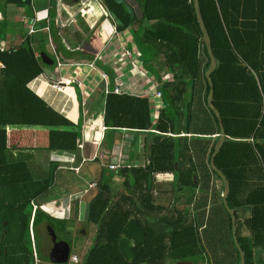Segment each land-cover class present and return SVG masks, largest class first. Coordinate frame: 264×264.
Masks as SVG:
<instances>
[{"label": "trees", "instance_id": "obj_1", "mask_svg": "<svg viewBox=\"0 0 264 264\" xmlns=\"http://www.w3.org/2000/svg\"><path fill=\"white\" fill-rule=\"evenodd\" d=\"M134 2L139 14L124 0H105V8L118 34L136 28L134 40L142 58L149 56L144 62L147 70L154 72L159 82L160 72L172 77V82L162 84L164 107L155 123L151 98L115 94L106 97L107 128L154 130L160 134H153L146 167L120 170L118 175L125 178L121 190L114 192L109 181L112 173L106 172L100 178L87 220L98 226V233L84 264L200 260L206 264H240L231 217L221 197L224 187L209 168L220 130L207 105L210 87L205 74L210 59L193 0ZM199 4L218 64L211 75L213 105L221 114L226 133L215 164L230 184L227 201L237 218V236L245 264H264V0H199ZM30 5L31 0H0V13L10 6L31 10ZM53 23L51 37L60 61L95 60V53L84 54L76 50L79 46L75 49L77 55L71 56L72 52L58 43ZM34 43L30 37L18 48L0 47V264H35L30 235L32 203L37 204V200L50 193L57 168L44 178H35L25 161L12 158L10 131L48 130L51 152H75L82 140L79 125L29 88L46 66L36 55ZM40 43L41 52L47 53L41 36ZM50 58L57 65L56 58ZM97 66L109 76V85L114 86L113 70L98 60ZM182 132L206 137V145L213 136L216 140L207 154L199 146L201 142L189 149L185 139L167 136H179ZM167 173L174 174L176 179L172 194L185 205L194 203L195 216L183 209L174 211L155 199L154 177ZM214 178L220 188L211 185ZM130 219H135L145 232L144 243L134 247L136 258L131 263L118 249L121 232ZM42 222L56 227L59 233L66 225L65 220L39 209L34 228ZM150 222H158L165 232L156 235L149 228ZM201 228L204 229L200 231ZM38 257L44 259L40 253Z\"/></svg>", "mask_w": 264, "mask_h": 264}, {"label": "crops", "instance_id": "obj_2", "mask_svg": "<svg viewBox=\"0 0 264 264\" xmlns=\"http://www.w3.org/2000/svg\"><path fill=\"white\" fill-rule=\"evenodd\" d=\"M91 2L97 3L98 8L95 9ZM83 3L85 5H82ZM30 9L10 6L0 13L2 50L18 48L31 37L35 40L37 56L46 54L49 58L55 57L56 46L50 31L54 22L53 26L58 32V43L72 52L71 56L77 55L75 49L79 46L76 50H81L84 54L93 52L96 57L93 61L73 59L62 62L57 55L55 57L57 65H51L53 68L46 65L43 74L29 85V88L50 107L74 125L80 126L82 140L78 149L69 153L51 152L48 150V130H11V155L13 159L20 158L25 161L34 177L38 179L46 177L51 169L57 167L54 187L49 194L65 192V195L41 206L36 204L37 210L41 209L42 212L56 218L61 217L66 222L70 218L78 220L89 229L88 225H93L87 223L89 205L98 193V183L102 175L106 172L112 173L113 177L109 181L112 182L114 192L121 190L125 178L118 175L120 170L146 167L150 160L153 136L160 134L154 130L107 128L104 123L106 97L115 94L151 98L155 123L164 107L162 84L170 83L172 77L160 72L162 81L159 82L154 72L147 70V66L141 61L142 53L134 40L136 28L118 34L111 15L99 0H31ZM40 36L45 40L47 53L41 52ZM126 50H136L140 57L132 60L126 56ZM97 60L113 70L114 86L109 85V76L97 66ZM101 74L106 75V80L102 79ZM168 80L170 82H167ZM116 89L119 93L115 92ZM157 92L161 93V99H157ZM167 136L185 139L189 149L196 142H201L199 146H203L207 154L211 144L216 140V136H213L206 145V137L184 132L179 136L172 134ZM206 161L207 156L205 163ZM111 164L121 165V168L117 172H112L108 169ZM95 184L96 187L90 189V186ZM175 184L174 174L156 175L153 183L155 199L164 206L174 208L179 201L177 195L172 194ZM211 185L220 188L221 184L214 178ZM196 195H200L199 189ZM184 211L195 216L194 203L189 206L184 204ZM93 226L96 228L95 244L98 226Z\"/></svg>", "mask_w": 264, "mask_h": 264}, {"label": "water", "instance_id": "obj_3", "mask_svg": "<svg viewBox=\"0 0 264 264\" xmlns=\"http://www.w3.org/2000/svg\"><path fill=\"white\" fill-rule=\"evenodd\" d=\"M99 2L102 6H105V0H99ZM193 4H194L196 18L200 26V29H201V32L204 38V42L207 48V54L210 59V68L205 74L206 80L210 87V91H209V95L207 99V105H208V108L214 113L218 121L219 130H220L219 140L217 144L215 145L214 152L211 156L210 167L212 171L217 175V177H219L222 181V184L224 187V192L221 195L222 201H223V204L228 214L231 217L232 235H233L234 244L240 255V264H245V254L239 244L238 236H237V218H236L235 212L232 209H230L228 205V201H227L229 194H230V184L226 176L216 167V164H215L216 156L218 155V153L220 152V150L222 149L226 141V133H225V128H224L221 114L213 105L214 85L211 80V75L217 69L218 64H217V60L212 50L210 36L208 34V31L206 29V26H205V23H204L202 14H201L199 0H193ZM41 58H42L44 65L51 66L54 63L53 60L50 59L46 54H41ZM149 228L156 235H162L165 232V229L163 228V226L160 225L158 222L149 223ZM144 241H145V232L142 230V228L140 227V225L135 219H130L121 232V236L118 242L119 252L127 262L131 263L136 258L134 247L141 246L144 243Z\"/></svg>", "mask_w": 264, "mask_h": 264}, {"label": "flooded vegetation", "instance_id": "obj_4", "mask_svg": "<svg viewBox=\"0 0 264 264\" xmlns=\"http://www.w3.org/2000/svg\"><path fill=\"white\" fill-rule=\"evenodd\" d=\"M173 209L174 211L184 210V203L178 201ZM56 219L62 218L57 217ZM68 220L69 221L66 222L65 229L62 233H58L56 227H53L46 222H42L35 228L33 226L34 240H32V238L31 240L35 251V264H42L44 261L38 257V253L42 255L48 264H84L85 257H81L80 253L83 248L87 247L86 242L89 239L88 230L83 228V224L78 220L71 218ZM204 228L201 229L203 230ZM74 238H76V240H74ZM73 256H76V262L71 261ZM167 264H206V261L200 260L197 263L190 261H177L168 262Z\"/></svg>", "mask_w": 264, "mask_h": 264}, {"label": "built area", "instance_id": "obj_5", "mask_svg": "<svg viewBox=\"0 0 264 264\" xmlns=\"http://www.w3.org/2000/svg\"><path fill=\"white\" fill-rule=\"evenodd\" d=\"M137 14H139V9H138V6H137V4L134 2V0H124ZM82 5H85L84 3L82 4ZM31 32L33 33V30H31ZM125 54H126V56L128 57V58H130V59H132V60H134V59H136V58H138V57H140V54L139 53H137L136 52V50H131V51H125ZM59 66H61L60 64H59ZM0 67L1 68H3V66L2 65H0ZM101 77H102V79L103 80H106V75H104V74H101ZM167 82H170L169 80L167 81ZM171 82H172V80H171ZM116 93H119V90L118 89H116V91H115ZM107 94L109 93V91H107L106 92ZM156 97H157V99H161V93L160 92H157V94H156ZM158 108H160V107H158ZM121 168V165H114V164H111V165H109L108 166V169L110 170V171H112V172H117L119 169ZM96 187V184L95 185H91L90 186V189H93V188H95ZM87 192V191H86ZM32 206H33V215H32V222H31V226H30V235H31V238H32V240H34V230H33V228H32V223H33V220H34V217H35V213H36V211H37V209H38V206L35 204V203H32ZM62 211V209L60 208V210H59V212H61ZM76 256H73L72 258H71V261L72 262H76Z\"/></svg>", "mask_w": 264, "mask_h": 264}, {"label": "rangeland", "instance_id": "obj_6", "mask_svg": "<svg viewBox=\"0 0 264 264\" xmlns=\"http://www.w3.org/2000/svg\"><path fill=\"white\" fill-rule=\"evenodd\" d=\"M91 4H93L95 7V9H96V7L98 6V4L97 3H95V2H91ZM98 8V7H97ZM55 54V53H54ZM55 57H56V55H55ZM149 59V56H148V54H146L145 55V57L141 60L142 62H145V61H147ZM57 86V85H56ZM55 86V87H56ZM54 192L56 191L55 189L53 190ZM53 193V192H52ZM62 195H65V192H61V193H53V194H48V196H46V197H44V198H42V199H39V200H37V205L38 206H41V205H43V204H45V203H47L48 201H51V200H53V199H58V198H60ZM86 200H88V199H86ZM87 224V223H86ZM88 225V224H87ZM89 226V229L87 228V230H88V234H89V239L87 240V247L86 248H83L82 250H81V253H80V255H81V257H85L86 256V254L93 248V245H94V242H95V231H96V228L93 226V225H88ZM82 227L83 228H85V225H82ZM81 228V227H80ZM59 233V232H58ZM0 237H1V231H0ZM74 240H76V238H74ZM74 252V251H73ZM262 257L264 258V253L262 254ZM44 261H43V263L42 264H48L46 261H45V259H43Z\"/></svg>", "mask_w": 264, "mask_h": 264}]
</instances>
